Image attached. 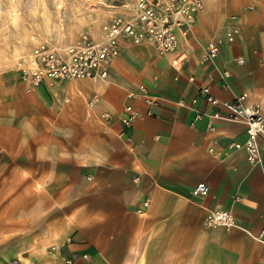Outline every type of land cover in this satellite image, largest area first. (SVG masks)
Here are the masks:
<instances>
[{
  "label": "crops",
  "instance_id": "0c3cea01",
  "mask_svg": "<svg viewBox=\"0 0 264 264\" xmlns=\"http://www.w3.org/2000/svg\"><path fill=\"white\" fill-rule=\"evenodd\" d=\"M211 39H222L219 53L204 60ZM204 87L264 108V0H203L174 54L124 46L104 80L27 91L15 65L0 70V264H264V143L249 165L230 147L245 142V125L210 120ZM214 209L237 227L205 226Z\"/></svg>",
  "mask_w": 264,
  "mask_h": 264
},
{
  "label": "built area",
  "instance_id": "2783aa9c",
  "mask_svg": "<svg viewBox=\"0 0 264 264\" xmlns=\"http://www.w3.org/2000/svg\"><path fill=\"white\" fill-rule=\"evenodd\" d=\"M202 9L203 0H132L124 12L110 16L101 23L97 37L81 32L68 42L40 41L31 50L21 54L14 65L27 91L36 89L44 79L104 80L108 77L110 62L120 54L124 46L150 45L159 55L174 54L179 37L186 38L191 34L196 16ZM237 32V29L229 30L226 33L227 41L232 42ZM221 43L222 39L209 40L204 50V60L215 59ZM182 62L181 55H173L168 61V66L179 71ZM237 63L242 65L244 61L239 57ZM218 75L221 87L227 88L228 71L224 70ZM208 77L213 79L212 74ZM139 90L144 93L146 87L140 85ZM200 94L215 108L209 115L210 120L239 122L245 125L247 134L245 142L231 143L230 147L243 149L249 165L259 163L262 156L260 143H264V108L246 104V93L231 100H218L211 95L209 87H204ZM95 102L96 98L90 100L88 104L93 105ZM178 104L183 106L184 101L181 100ZM104 117L109 118V114L105 113ZM206 127L213 130L212 122L208 121ZM208 192L209 187L204 182L197 183L193 188L194 195L203 197ZM144 206H147L146 202ZM204 224L211 228L237 227L233 214L222 209L207 211ZM256 238L264 243V230H261ZM12 264L22 263L14 259Z\"/></svg>",
  "mask_w": 264,
  "mask_h": 264
},
{
  "label": "rangeland",
  "instance_id": "374dc122",
  "mask_svg": "<svg viewBox=\"0 0 264 264\" xmlns=\"http://www.w3.org/2000/svg\"><path fill=\"white\" fill-rule=\"evenodd\" d=\"M132 0H0V70L10 68L40 41L97 37L101 23ZM21 260V257H16ZM21 262V261H20ZM67 264L71 261L67 260Z\"/></svg>",
  "mask_w": 264,
  "mask_h": 264
}]
</instances>
